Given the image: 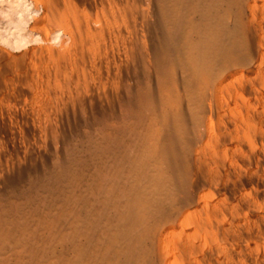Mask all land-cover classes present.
Instances as JSON below:
<instances>
[{"label": "rangeland", "instance_id": "rangeland-1", "mask_svg": "<svg viewBox=\"0 0 264 264\" xmlns=\"http://www.w3.org/2000/svg\"><path fill=\"white\" fill-rule=\"evenodd\" d=\"M28 2L37 15L25 17L14 31L0 18L6 29L0 35V262L28 264L29 251L38 247L44 260L57 264V227L49 228L48 221L60 203L59 212L70 213L77 194L90 203L98 198L97 173L120 174L115 160L95 155L93 146L128 130V116L143 92L157 97L158 67L166 65L158 39L160 11L170 5L169 0ZM233 10L241 13L248 54L223 66L198 123L185 122L189 144L174 162L183 164L188 179L175 193L176 208L155 224L144 245L148 264H264V0H242ZM168 66L182 95L185 72ZM158 110V121L168 119ZM171 129L176 132L174 121ZM154 147L133 151L142 157ZM129 211L115 210L104 226L120 227ZM71 218L70 237L79 232Z\"/></svg>", "mask_w": 264, "mask_h": 264}, {"label": "bare ground", "instance_id": "bare-ground-1", "mask_svg": "<svg viewBox=\"0 0 264 264\" xmlns=\"http://www.w3.org/2000/svg\"><path fill=\"white\" fill-rule=\"evenodd\" d=\"M241 1L169 0V10L160 11L158 39L160 41L161 57L166 65L162 64L158 67L156 81L158 95L153 97L149 91L143 92V98L135 102V114L128 116L125 125L128 130L114 136L112 139H104L103 145L98 144V147L94 145L92 150L95 155L100 152L101 156H104L103 154L111 156L115 160L114 163L118 167V172L121 174L122 171L124 172L123 168H125V170L127 169L126 174L115 175L114 173L112 175L110 169L111 173L108 177L97 173L95 178L93 175L95 178V180L92 179L95 183L93 192L98 195V198H94L92 201L91 191L88 190L90 194L87 196H90L89 198L92 201L90 203L85 196L77 194L75 197L73 196L74 198L70 202V213L59 212L62 207V203H60V205L58 204L59 208L56 206L58 213L55 214L53 222L47 217L49 228L52 227L51 224L53 223L56 225L55 228L57 227V231L53 230L56 231L55 234L59 239V250H54L59 251V253L57 252L58 255L56 254L57 264L149 263L144 245L155 224L165 219L176 208L175 203L178 204V200L175 199V193L177 190L184 188L188 179L186 172L183 171V164L174 162L176 153L180 150L185 151V147L189 144L184 131L185 122L189 118L192 122L198 123L201 117V107L210 98L212 82L217 81L223 71V66L227 63H240L244 61L248 54L245 40L240 34L241 13L232 12L234 7L241 4ZM199 2L203 4L200 9L197 8ZM171 64L185 72L182 95L176 87L175 77L167 68ZM219 88L218 85L215 87V94ZM158 108L168 116V119L157 120ZM172 121L175 122L176 132H172ZM150 143L155 144L151 153L142 157L135 153ZM99 145L101 146L100 149ZM91 146V144L88 145V148ZM134 149L136 151H133ZM86 154L89 153L86 152ZM154 154L160 156L156 162L153 159ZM98 158L97 160H99ZM104 159L106 158L104 157ZM166 167L170 168V172L165 175ZM96 170L98 171V169ZM47 193L50 195L49 191ZM16 207L18 208V206ZM36 207L39 208V206ZM128 208L130 211L125 216V224L113 230L104 226L107 216H113L115 210ZM28 210H31V208ZM51 213H53L52 210ZM24 216L29 219L27 215ZM70 217H72L70 220L75 222V226L79 230L77 235L71 237L68 236ZM29 220L31 221V219ZM14 223L11 222V225ZM36 225L37 228L40 226L37 223ZM14 226L16 227L17 224ZM42 226L40 227L41 230ZM27 228L30 230L29 227ZM49 228L47 229L49 230ZM43 231L45 230L43 229ZM36 232L38 233V231ZM19 237L21 236L19 235ZM26 237L25 240H27ZM43 237L42 239H44ZM48 238L50 237L48 236ZM22 239L23 242L20 240V243H24V238ZM124 239L127 243H122ZM43 241L42 244L46 248V244L44 245L46 241L44 243ZM3 242L4 240L2 244ZM19 245L22 247L26 244ZM50 246L52 247V245ZM29 252L32 255L28 254V257L25 256L28 252L25 255L23 254L25 256L23 258L27 257L29 259L28 264H52L48 263L46 258L47 262L43 259L38 247L32 248ZM50 252H52L51 249ZM50 252L48 251L51 259ZM0 264H8V261L7 263L6 261L0 262Z\"/></svg>", "mask_w": 264, "mask_h": 264}, {"label": "clouds", "instance_id": "clouds-1", "mask_svg": "<svg viewBox=\"0 0 264 264\" xmlns=\"http://www.w3.org/2000/svg\"><path fill=\"white\" fill-rule=\"evenodd\" d=\"M0 18L9 21L10 30H15L17 24L25 21H31L37 14L31 9L28 0H0ZM26 27V23L23 24ZM6 29L0 28V35L5 34ZM3 40H0V45Z\"/></svg>", "mask_w": 264, "mask_h": 264}]
</instances>
